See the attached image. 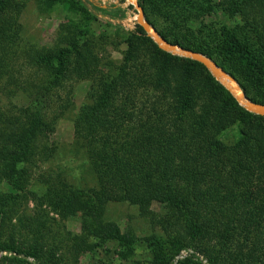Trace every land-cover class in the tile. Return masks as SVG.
I'll return each mask as SVG.
<instances>
[{"label": "trees", "instance_id": "1", "mask_svg": "<svg viewBox=\"0 0 264 264\" xmlns=\"http://www.w3.org/2000/svg\"><path fill=\"white\" fill-rule=\"evenodd\" d=\"M57 1L70 0H43V4L50 7ZM137 1L154 28L146 13L149 5L156 4V10L165 9L172 22L185 25L193 23L189 14L194 8L211 9L210 0ZM11 2L0 0V8ZM216 5L233 23L219 25L220 43L213 52L221 57L219 62L199 43L184 38L180 29L157 32L171 43L211 58L224 70L228 60L236 62L235 78L242 91L264 104V0H219ZM14 6L18 11L16 1ZM78 9L85 19L73 21L51 46L24 52L19 62L12 56L20 40L18 22L11 12L0 14V94L6 96L12 92L9 86H17L25 101L31 98L24 107L13 108L9 98L0 103V181L24 190L31 176L28 166L54 151L48 136L55 117L46 116L42 96L64 88L73 77L89 79L85 99L71 119L72 143L88 159L95 185L77 188L45 179L40 183L41 203L95 217L98 206L107 202H126L141 209L156 202L165 208L161 218L180 223L210 264H264V116L243 109L197 61L160 50L139 26L138 36L124 37L120 64L98 58L94 49L103 36H92L88 22L93 16L88 18L83 6ZM100 10L112 17L123 15L113 4ZM25 63L40 74L37 84L13 75L24 71ZM22 197L0 190L1 216L17 215ZM44 215L28 216L27 224L40 227ZM33 232L23 249L4 240L0 227V250L51 259L37 229ZM109 232L126 242L115 227ZM157 244L155 237L148 242ZM163 264H169V258Z\"/></svg>", "mask_w": 264, "mask_h": 264}, {"label": "rangeland", "instance_id": "2", "mask_svg": "<svg viewBox=\"0 0 264 264\" xmlns=\"http://www.w3.org/2000/svg\"><path fill=\"white\" fill-rule=\"evenodd\" d=\"M14 1L18 4V11ZM217 2L219 0H210L211 9L198 6L190 11L189 16L193 18V23L187 25L182 24V21H175L178 24L176 25L170 20L171 17L164 11L165 9L156 10V4L149 5L146 13L148 18L153 20L156 30L169 34L180 29L184 38L199 43L201 48L213 54L220 43L219 25L222 23L228 24L229 27L233 25L231 18L219 12ZM9 4L10 6L0 8V14L7 15L11 12L19 25V44L17 43L12 49L15 51L12 53L14 62L21 61V55L31 48L44 49L51 46L57 34L62 33L73 21L80 22L85 19L84 13L78 9L80 6H83L88 18L92 16L94 18L88 22L92 36H103L94 49L98 58H107L115 65L120 64L125 48L124 37L129 34L139 35L135 29L138 26L135 22V10L126 0L57 1L50 7L44 5L43 0H12ZM110 4L120 7L123 15L112 17L100 10V7ZM215 53L212 56L219 62L221 57ZM233 62L228 60L225 69L230 71L227 73L237 81L234 69L236 62ZM25 64L27 67L24 71L17 70L13 75L18 80L37 84L40 74L32 64ZM6 76L9 77V73ZM237 83L239 84L238 81ZM16 87L9 86L7 90L12 92L6 96L1 93L0 103L7 102L9 98L13 108L26 106V102L29 103L31 98L25 101ZM89 87V79L73 77L64 82V88L47 92L42 96L40 100H43L46 116L49 119L55 117L52 120L53 130L48 136L54 151L48 158L36 160L32 167L28 166L31 176L24 190L16 191L3 180L0 181V190L23 196L17 207V215L13 214L7 219L0 213L3 239L11 240L24 249L26 243L35 236L33 230L37 229L44 250L53 257L45 261L44 258L26 256L23 252L13 254L0 250V264H163L165 258H169V264H175L177 261L174 262V257L180 250L190 252L182 260L189 259L199 264H210L207 257L197 251L189 241L180 223L171 218H161L165 208L156 202H151L142 209L126 202H107L98 206L95 217L84 216L81 210L71 211L70 207L53 210L50 206L41 203L44 194L40 183L45 179L59 180L77 188L95 185L88 159L72 143L71 119L77 107L84 101ZM6 107L12 108L10 104ZM230 138L232 135L228 137ZM2 146L3 142L0 141V148ZM0 167L2 168L1 162ZM37 212H44L45 220L38 228L33 225L30 227L27 218ZM112 227L117 229V235L127 238L126 242L121 243V240L112 237L113 233L109 232V228ZM153 237L159 240L160 245H148Z\"/></svg>", "mask_w": 264, "mask_h": 264}, {"label": "water", "instance_id": "3", "mask_svg": "<svg viewBox=\"0 0 264 264\" xmlns=\"http://www.w3.org/2000/svg\"><path fill=\"white\" fill-rule=\"evenodd\" d=\"M135 10V22L143 30L144 34L148 36L159 49L176 54L179 56L187 57L195 60L203 65L208 72L219 82V77H225L228 80L229 87L219 82L234 98L235 101L246 111L253 114L264 116V104L256 102L247 97L240 88L237 81L230 76L225 70L220 68L209 57L194 51L189 48H185L181 45L171 43L164 39L157 30L145 19L143 9L137 0H126Z\"/></svg>", "mask_w": 264, "mask_h": 264}, {"label": "built area", "instance_id": "4", "mask_svg": "<svg viewBox=\"0 0 264 264\" xmlns=\"http://www.w3.org/2000/svg\"><path fill=\"white\" fill-rule=\"evenodd\" d=\"M189 253H190V252H188V250H180V251L178 252V254L174 257V262H175L176 260H179V259H182V258L188 256Z\"/></svg>", "mask_w": 264, "mask_h": 264}, {"label": "bare ground", "instance_id": "5", "mask_svg": "<svg viewBox=\"0 0 264 264\" xmlns=\"http://www.w3.org/2000/svg\"><path fill=\"white\" fill-rule=\"evenodd\" d=\"M219 82H221L222 84L226 85L227 87H229L228 84V80L225 77H219L218 78Z\"/></svg>", "mask_w": 264, "mask_h": 264}]
</instances>
